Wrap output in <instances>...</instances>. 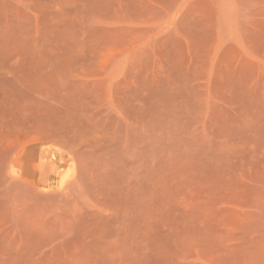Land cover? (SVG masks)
Returning a JSON list of instances; mask_svg holds the SVG:
<instances>
[{"label": "rangeland", "instance_id": "1", "mask_svg": "<svg viewBox=\"0 0 264 264\" xmlns=\"http://www.w3.org/2000/svg\"><path fill=\"white\" fill-rule=\"evenodd\" d=\"M0 264H264V0H0Z\"/></svg>", "mask_w": 264, "mask_h": 264}]
</instances>
